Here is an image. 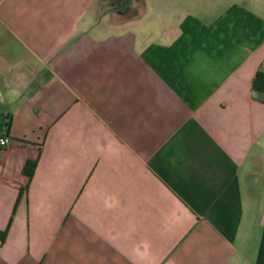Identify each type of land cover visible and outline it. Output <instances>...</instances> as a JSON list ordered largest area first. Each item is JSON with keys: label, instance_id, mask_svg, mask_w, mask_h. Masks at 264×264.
I'll return each instance as SVG.
<instances>
[{"label": "crops", "instance_id": "obj_1", "mask_svg": "<svg viewBox=\"0 0 264 264\" xmlns=\"http://www.w3.org/2000/svg\"><path fill=\"white\" fill-rule=\"evenodd\" d=\"M262 60L264 0H0V264H264Z\"/></svg>", "mask_w": 264, "mask_h": 264}, {"label": "trees", "instance_id": "obj_2", "mask_svg": "<svg viewBox=\"0 0 264 264\" xmlns=\"http://www.w3.org/2000/svg\"><path fill=\"white\" fill-rule=\"evenodd\" d=\"M251 86L256 91H262V82H261V74L259 71H257L253 77V80L251 82ZM34 166V162H26L24 165V172L27 176H30L32 173V169ZM3 232H0V240L3 238Z\"/></svg>", "mask_w": 264, "mask_h": 264}, {"label": "built area", "instance_id": "obj_3", "mask_svg": "<svg viewBox=\"0 0 264 264\" xmlns=\"http://www.w3.org/2000/svg\"><path fill=\"white\" fill-rule=\"evenodd\" d=\"M259 72L261 74L262 90H264V60H262ZM251 95H254V91H251ZM9 141V137L6 134L0 135V147H4Z\"/></svg>", "mask_w": 264, "mask_h": 264}]
</instances>
